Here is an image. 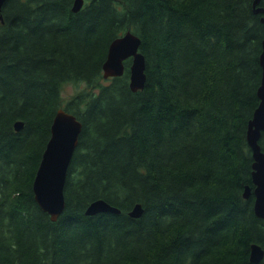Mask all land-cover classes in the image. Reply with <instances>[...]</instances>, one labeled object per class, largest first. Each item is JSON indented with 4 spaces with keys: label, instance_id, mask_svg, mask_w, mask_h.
Wrapping results in <instances>:
<instances>
[{
    "label": "trees",
    "instance_id": "1",
    "mask_svg": "<svg viewBox=\"0 0 264 264\" xmlns=\"http://www.w3.org/2000/svg\"><path fill=\"white\" fill-rule=\"evenodd\" d=\"M73 3L7 0L0 12V264H264L250 260L264 218L243 195L255 188L247 134L264 11L254 0ZM128 29L146 56L136 91L131 58L103 74ZM66 82L85 86L63 101ZM60 107L83 128L52 220L33 183ZM97 198L121 212L86 214Z\"/></svg>",
    "mask_w": 264,
    "mask_h": 264
},
{
    "label": "water",
    "instance_id": "2",
    "mask_svg": "<svg viewBox=\"0 0 264 264\" xmlns=\"http://www.w3.org/2000/svg\"><path fill=\"white\" fill-rule=\"evenodd\" d=\"M6 1L0 0V12ZM84 2L85 0H74L73 11L80 10ZM259 2L260 0H254L256 12L264 11V7H256ZM140 46L141 37L132 29H128L124 34L116 37L110 43L107 58L103 63L104 77L122 75L126 67L125 60L131 58L130 86L134 91L143 88L147 80L146 56ZM260 60L263 68L262 82L258 88L260 103L250 119L247 134L254 157L252 178L255 188L246 184L243 195L248 198L252 193L255 194V213L264 218V149L259 142L261 133L264 131V39ZM23 125L22 120L15 122L17 130L21 129ZM82 128V121L74 113L64 107L57 110L51 126V136L43 152L33 183L36 201L44 211L50 214L52 220H56L66 207L64 188ZM143 211L142 203L138 202L132 207L129 214L133 217H140ZM99 212L120 213L121 208L105 198H97L91 201L85 209V213L89 215ZM263 258L264 247L258 242L251 243L250 260L259 262Z\"/></svg>",
    "mask_w": 264,
    "mask_h": 264
},
{
    "label": "rangeland",
    "instance_id": "3",
    "mask_svg": "<svg viewBox=\"0 0 264 264\" xmlns=\"http://www.w3.org/2000/svg\"><path fill=\"white\" fill-rule=\"evenodd\" d=\"M84 86H85L84 83L76 84L74 82H66L62 88L63 101H66L69 98H71L74 94H76Z\"/></svg>",
    "mask_w": 264,
    "mask_h": 264
}]
</instances>
